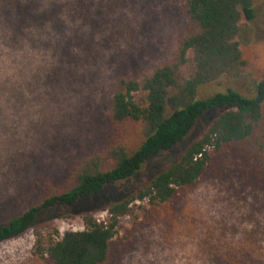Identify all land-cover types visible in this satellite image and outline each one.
<instances>
[{"label": "rangeland", "instance_id": "1", "mask_svg": "<svg viewBox=\"0 0 264 264\" xmlns=\"http://www.w3.org/2000/svg\"><path fill=\"white\" fill-rule=\"evenodd\" d=\"M62 2L59 15L31 20L19 32L12 57L0 44V74L12 76L11 82L0 81V225L43 199L37 182L58 180L100 145L107 136L117 83L142 78L169 61L187 32L186 0ZM255 11L248 22L252 38L242 51L248 71L261 79L264 0H256ZM245 86L223 76L199 87L197 98L228 89L246 94ZM216 116L209 111L188 138L151 160L134 178L78 204L76 217H67L65 210L42 214L33 228L0 245V264H51L35 254L37 232L62 236L82 231L83 213L106 220L108 203L176 162ZM238 167H224L216 158L195 185L178 190L159 210L135 202L133 214L120 219L106 264H227L237 257L255 241L246 235L255 227L248 216L255 190Z\"/></svg>", "mask_w": 264, "mask_h": 264}, {"label": "trees", "instance_id": "2", "mask_svg": "<svg viewBox=\"0 0 264 264\" xmlns=\"http://www.w3.org/2000/svg\"><path fill=\"white\" fill-rule=\"evenodd\" d=\"M62 1L0 0V44L10 57L19 32L31 20L59 15L65 7ZM255 3L186 0L187 32L173 57L142 78L117 83L109 104L107 136L58 180L37 182L43 199L0 225V245L33 228L46 212L65 210L67 217H76L73 209L78 204L134 178L151 160L188 138L199 120L215 110L216 118L176 162L104 207L106 220L83 213L82 231L62 236L37 232L35 254L51 264H106L120 219L133 214L135 202L145 201L159 210L176 198L178 190L195 185L214 159L221 158L224 167L238 164L237 171L255 190L248 214L255 227L246 234L254 244L240 249L227 264H264V76L257 79L248 71L242 51L252 38L248 22L256 17ZM223 76L242 81L246 94L228 89L197 98L199 87ZM11 80L12 76L0 74V81Z\"/></svg>", "mask_w": 264, "mask_h": 264}]
</instances>
